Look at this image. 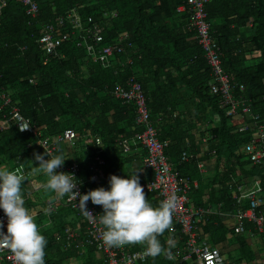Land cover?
Segmentation results:
<instances>
[{
  "label": "trees",
  "instance_id": "1",
  "mask_svg": "<svg viewBox=\"0 0 264 264\" xmlns=\"http://www.w3.org/2000/svg\"><path fill=\"white\" fill-rule=\"evenodd\" d=\"M3 1L5 4L0 8V95L9 97V106L3 108L0 101V119L6 117L10 106H15L19 115L28 119L43 137L58 135L65 129L73 130L79 137L87 132L97 135L101 141L104 175L124 178L116 167L114 170L105 167L106 156L119 157L121 149L115 146V139L127 137L140 128L133 125V106L114 99L111 93L115 85L124 86L126 79L134 77L141 87L158 139L167 141L164 154L179 171V177L191 179L196 173L194 161L179 164L181 153L195 155L184 146V133L178 127L185 122L183 112H186L199 121L205 117L206 125L215 118L216 126L205 133L207 131L215 144L218 161L225 164L232 161L224 170V183H219L222 186L220 199L226 207L230 202L229 188H232H228L227 183L229 175L233 179L234 170L262 178L263 170L251 166L240 151L248 140V132H232L236 121L224 115L217 97L208 92L209 70L194 32L186 28L187 15L175 11L184 0H35L38 13L34 20L24 15L17 0ZM204 11L211 41L220 50L221 69L235 84L233 98L248 104L250 110L264 120V0H208ZM72 12L83 28L96 25L101 29L103 44L121 42L122 52L113 55L107 69L86 56L79 46L80 35H69L70 40L60 44L51 56L37 48L40 25L44 23L54 25L57 19H62L59 31L72 32L68 23ZM126 60L131 62L130 66L118 65ZM35 141L36 137L15 128L0 132V166L27 168L31 165L29 162H33L31 166H38L34 154L44 153L36 147ZM77 150L85 155L92 147ZM84 163L83 156L77 162L81 176L86 174ZM184 167H190L193 172L187 175ZM104 185L107 186L86 183L82 193ZM196 192L198 190L192 198ZM146 197L149 203L159 206L154 193H147ZM88 203L99 215L103 214L100 206ZM193 204L204 206L196 198ZM61 228L58 223L52 232L45 234L46 239L52 245L65 248L61 252L63 256L79 257L74 242L66 247ZM172 228L175 229L173 235L165 231L158 237L169 251L172 245L169 247L167 241L177 242L179 237L177 225L172 223ZM214 228L218 233L214 242L217 243L225 230L219 223ZM259 236L264 243V229ZM177 245L182 249L180 242ZM86 248L88 256L97 253L94 248ZM148 262L189 264L178 262V258L168 260L163 254L151 256ZM46 264L56 262L47 260Z\"/></svg>",
  "mask_w": 264,
  "mask_h": 264
},
{
  "label": "built area",
  "instance_id": "2",
  "mask_svg": "<svg viewBox=\"0 0 264 264\" xmlns=\"http://www.w3.org/2000/svg\"><path fill=\"white\" fill-rule=\"evenodd\" d=\"M22 6L24 15L30 20H34L38 13V8L35 0H17ZM208 0H184V4L175 8L177 13H185L186 28L188 31L194 32V39L197 46L200 48L202 57L209 70V81L207 83L208 92L211 96L217 97L218 107L223 110L224 115L229 120L236 121L237 125L233 129L234 133H247L248 140L242 145L241 154L247 158L251 166H257L263 170L262 179L264 180V120H260L257 114H254L248 104L236 101L232 96L233 87L235 84L221 69L220 50L218 46L211 41L209 36V25L205 20L206 14L204 5ZM5 2L0 0V8ZM115 14L112 13L111 17ZM68 23L72 32L61 33L59 28H62V19H57L54 25L44 23L39 30V36L36 40L37 48L45 55H54V51L60 44L68 42L73 35H80L79 46L84 49L86 56L92 61L97 62L101 68L107 69L112 63L113 55L122 52V48L118 44H103L101 29L96 25L89 28H83L75 13L72 12L68 16ZM90 21H88L89 23ZM70 35V37H69ZM22 50V48H20ZM131 62L126 60L119 62L118 65L130 66ZM241 89V87H239ZM112 96L121 103L131 104L134 110L133 125L140 130L133 133L130 138L118 137L115 139V146L120 149H126L128 146L139 147L144 151L142 159V167L149 171L150 177L140 182L146 193H154L159 200V203L166 199L169 195L177 197L176 207L172 215V223L177 225L179 236H184L182 254L170 251V258L174 260L178 258V262L187 261L189 264H226L220 251L212 248L209 245L202 243L201 246H196V224L204 216L209 214V210L202 208L188 207L191 187H196V181L189 178H181L178 172L174 171L164 154V149L167 147L166 140H159L157 131L150 122V117L145 106V98L140 85L133 77L126 79L124 86L115 85ZM0 101L2 107L9 106V98L1 94ZM240 108V109H239ZM230 122V121H229ZM29 124V128L25 131L19 130L18 124ZM10 128H15L18 132H27L36 137V147L40 149L46 156L45 159L56 155L58 144L64 143L71 149H76L75 140L77 138L75 132L71 129H65L60 134L55 136H41V131L30 124L28 119L19 115L15 106H10L6 117L0 119V132ZM81 150L86 151L92 146V150L85 153L84 161L86 166L85 176H81L76 161L64 162L63 166L56 169L57 173L64 172L73 174L78 181L77 188L81 195L82 186L86 183L93 184H109V176L104 175L102 166L104 161L101 157L102 147L101 141L97 136H89L85 134L83 137ZM48 156V157H47ZM195 155L181 153L179 157L180 163H188L194 161ZM83 163V162H82ZM239 176V175H238ZM254 180L249 186L244 183L237 182L235 189L237 191V199L235 201L236 210L233 213H219V217H231L236 224V231L240 232L244 222L247 220L260 233L264 226V216L257 215L259 208H264V183L263 180ZM235 184V183H234ZM246 201V209L240 208L241 201ZM58 202H46L45 208L50 209V213L54 212ZM76 215L82 217L84 225L81 230V239L74 247L80 252L84 247H91L102 258V264H149L148 260L151 256L146 255L145 247L138 251H129L125 246L109 247L103 244L102 229L103 226L96 221H92L83 212L78 204V200L70 199L66 195L64 205ZM87 211L93 215H99L95 208L88 202L86 204ZM45 214L44 210L42 212ZM36 218V214H31ZM0 223H3V229L6 232L7 218L0 209ZM62 236L66 241V247L73 242H76L77 235L75 230L65 227L62 230ZM59 236L56 237L58 241ZM0 264H15L14 258L9 250H0Z\"/></svg>",
  "mask_w": 264,
  "mask_h": 264
},
{
  "label": "crops",
  "instance_id": "3",
  "mask_svg": "<svg viewBox=\"0 0 264 264\" xmlns=\"http://www.w3.org/2000/svg\"><path fill=\"white\" fill-rule=\"evenodd\" d=\"M183 113L185 116V122L178 127H180V130H182L184 133V146L188 147V149L193 151V153L195 154L193 168L194 170H196V173L195 176H191L190 178L194 179L197 185L196 187H193L192 190H198L194 198L199 200L200 203L204 205L197 206L193 204L194 198H192V195H194V191L191 190L188 194V207L209 210V214L204 215L196 224V246L199 247L202 243H205L212 248L218 249L223 256L226 264H264V243L261 239V236H259L260 233H258L254 229L251 223L246 220L244 222V225L242 226V230L240 232H237L235 229L236 224L231 217H219L220 212L233 213L236 210L235 201L238 195L235 187L236 185H238V181L244 183L245 186H249L254 180H261L262 178H258L257 176L250 177L248 175H245L244 173L239 172L237 169L234 170L233 179L232 176L229 175L228 181L230 182L227 183V187L229 188L232 186V188H229L231 194H229L228 196V201L230 202H228V207H226L224 200L221 201L220 199V195H222V186H219V183L222 181L224 183V170L232 161L229 160L228 162H226V164L225 162L218 161V156L215 154V144L213 145V142L210 140L209 134H206L207 131L205 133V130L216 126L215 118L213 117L211 119V124L206 125L208 120L204 119L205 117L201 119V121H199V119L194 118L192 115L186 114V112ZM131 135L132 134H129L127 135V137L130 138ZM78 144H81L79 138L76 140V149H71L68 145L59 143L57 155L63 153L65 159H67L65 160V162H78L84 156V153L82 151L77 150ZM211 145L213 146L211 147ZM119 151V157H117L116 159L112 156H106V168L109 167L110 170H114V167H116L117 170L122 172V174L125 176L124 179H128V176L136 173L139 177V183L147 180L150 177L149 171L145 170L142 167L144 151L141 148L128 146L126 149H121ZM29 163L31 165H34L33 162ZM31 165L27 166V168H21L25 176V180L22 183V196L25 200V207L29 209L30 214H36V218H34V221L37 223L39 231L43 236H45V234L48 232H52L54 226L60 223L62 228L67 226L75 230L77 240L76 242H74V244H76L81 239V230L84 225L83 219L80 220V218L75 213L70 212L63 206L66 195L62 198H55V193L47 190L43 186L47 181V177L42 173H33L32 168L36 166ZM4 166L9 168V166H7L6 164L1 165L0 167ZM171 167L179 174V171L174 167V165H171ZM190 167H184L185 173L187 175L193 172L192 169H189ZM9 169L12 170L15 168ZM187 175H185V177H188ZM24 188L26 190L25 192L23 191ZM103 188H105V190H108L109 187L108 185H104ZM155 198L158 199L156 195ZM48 201H54L57 203L59 202L60 205L56 207L54 212L46 215L42 212L44 210L45 203ZM150 204L151 206L156 207L154 203ZM245 204L246 201H241L242 210L246 209L247 205L245 206ZM256 213L258 215L264 216V208H259ZM216 223L222 224L223 230H225V232L221 233L222 238L219 241L217 240V243H214L216 242L215 239H217L218 237V233L214 228ZM174 230L175 229H173L171 225V230L166 231L173 235L175 232ZM184 238V236H179L177 242L173 241L171 251L177 253L178 255H181L183 252L182 249L183 242L185 240ZM46 240V255L44 257L45 264L47 260H52L56 262V264H102V258L100 253L98 252L96 254L94 253L88 256L86 253L87 248L84 247L80 250V252H78L79 257H76L75 255L63 256L61 252H64V250H66L65 248L59 246L57 247L54 244L52 245L48 241L49 239ZM178 242H180L182 249L178 248ZM124 246L129 251H138L143 247H146L145 245L140 244ZM132 247H137L138 249L131 250ZM255 247H260L261 249L259 248L258 251L253 252L252 250ZM226 256H228V258Z\"/></svg>",
  "mask_w": 264,
  "mask_h": 264
},
{
  "label": "clouds",
  "instance_id": "4",
  "mask_svg": "<svg viewBox=\"0 0 264 264\" xmlns=\"http://www.w3.org/2000/svg\"><path fill=\"white\" fill-rule=\"evenodd\" d=\"M18 125L20 131H25L30 127L27 123ZM84 135L79 137L76 134V140L79 138L82 143ZM86 135L87 137L97 136L89 132ZM45 156V154H34V160L38 166L33 167L32 172L42 173L47 177L43 186L54 192L55 198L68 195L70 199L78 200L79 206L90 220L96 221L98 217V223L103 226V244L109 247L145 245L146 255L156 257L163 254L170 258V251L161 244L158 237L166 230H171L172 215L177 201L175 195H169L160 202L158 207L151 206L136 173L128 176V179L110 175L108 190L98 187L81 195L78 191H74L78 181L73 174L55 171L67 160L64 154L61 153L51 158L47 156L48 159H45ZM24 180L25 176L19 167L12 170L6 166L0 167V209L7 218L6 232L0 230V250H9L15 264H45L47 240L40 233L29 209L25 207V200L22 196ZM88 201L100 206L103 214L93 215L87 211ZM44 212L46 215L50 214V209L45 208ZM77 216L80 220L82 219L81 216ZM3 227V223H0V229ZM263 229L264 226L260 234ZM167 244L170 247L172 241L168 240Z\"/></svg>",
  "mask_w": 264,
  "mask_h": 264
},
{
  "label": "rangeland",
  "instance_id": "5",
  "mask_svg": "<svg viewBox=\"0 0 264 264\" xmlns=\"http://www.w3.org/2000/svg\"><path fill=\"white\" fill-rule=\"evenodd\" d=\"M17 168V167H16ZM20 169H21V167H19ZM22 170V169H21ZM263 180V179H262ZM263 183H264V180H263ZM260 248V247H259ZM259 248H257V247H255V248H253V252H255V251H258L259 250ZM261 249V248H260ZM227 258H228V256H226Z\"/></svg>",
  "mask_w": 264,
  "mask_h": 264
}]
</instances>
